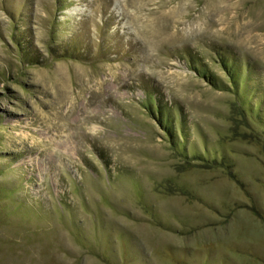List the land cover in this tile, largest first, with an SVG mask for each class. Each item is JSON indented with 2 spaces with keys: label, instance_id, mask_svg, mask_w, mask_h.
Segmentation results:
<instances>
[{
  "label": "rangeland",
  "instance_id": "374dc122",
  "mask_svg": "<svg viewBox=\"0 0 264 264\" xmlns=\"http://www.w3.org/2000/svg\"><path fill=\"white\" fill-rule=\"evenodd\" d=\"M0 264H264V0H0Z\"/></svg>",
  "mask_w": 264,
  "mask_h": 264
},
{
  "label": "trees",
  "instance_id": "16d2710c",
  "mask_svg": "<svg viewBox=\"0 0 264 264\" xmlns=\"http://www.w3.org/2000/svg\"><path fill=\"white\" fill-rule=\"evenodd\" d=\"M226 66H227L226 63L224 62L222 64V67L224 68V70H226ZM226 71L230 74V75L228 74V84H229L230 88H232V90H234V92H236V89H237V81H236L235 77L232 76V74H231V72L229 70H226ZM199 74H201V72ZM204 78L207 79L206 76ZM207 82L211 86H213L214 88H217V89H219L221 91H224L226 89H229V86L227 87V85H224L223 87L220 86V85H216L217 83H215V81L214 80H211V79H210V81L207 79ZM235 106H236L237 110L242 111V108L240 107V104H239V100L237 101V103H236ZM162 110L163 109L161 107L156 106V111H157V115H159V118H160V114H161ZM159 120H161V119H159Z\"/></svg>",
  "mask_w": 264,
  "mask_h": 264
}]
</instances>
